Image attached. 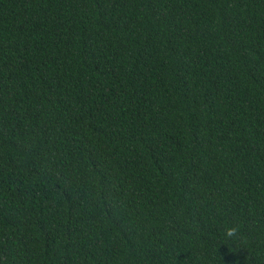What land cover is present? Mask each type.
<instances>
[{"label": "trees", "instance_id": "trees-1", "mask_svg": "<svg viewBox=\"0 0 264 264\" xmlns=\"http://www.w3.org/2000/svg\"><path fill=\"white\" fill-rule=\"evenodd\" d=\"M0 264H264V0H0Z\"/></svg>", "mask_w": 264, "mask_h": 264}, {"label": "clouds", "instance_id": "clouds-1", "mask_svg": "<svg viewBox=\"0 0 264 264\" xmlns=\"http://www.w3.org/2000/svg\"><path fill=\"white\" fill-rule=\"evenodd\" d=\"M234 232H235V229L234 228L228 229L227 232H226V235L227 236H232L234 234Z\"/></svg>", "mask_w": 264, "mask_h": 264}]
</instances>
